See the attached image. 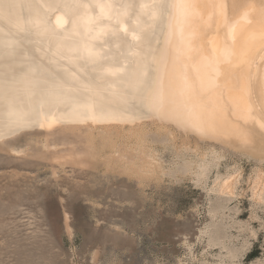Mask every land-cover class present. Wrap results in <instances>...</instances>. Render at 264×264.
<instances>
[{
    "label": "bare ground",
    "instance_id": "bare-ground-1",
    "mask_svg": "<svg viewBox=\"0 0 264 264\" xmlns=\"http://www.w3.org/2000/svg\"><path fill=\"white\" fill-rule=\"evenodd\" d=\"M146 120L264 143V0H0V145L40 130L93 158Z\"/></svg>",
    "mask_w": 264,
    "mask_h": 264
},
{
    "label": "rangeland",
    "instance_id": "rangeland-1",
    "mask_svg": "<svg viewBox=\"0 0 264 264\" xmlns=\"http://www.w3.org/2000/svg\"><path fill=\"white\" fill-rule=\"evenodd\" d=\"M101 132L93 158L40 130L13 139L22 156L0 145V264H264L260 139L222 145L153 120Z\"/></svg>",
    "mask_w": 264,
    "mask_h": 264
}]
</instances>
